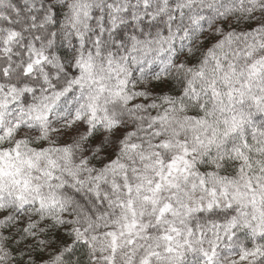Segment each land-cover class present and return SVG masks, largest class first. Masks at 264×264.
<instances>
[{"label": "snow or ice", "instance_id": "6c2138e0", "mask_svg": "<svg viewBox=\"0 0 264 264\" xmlns=\"http://www.w3.org/2000/svg\"><path fill=\"white\" fill-rule=\"evenodd\" d=\"M0 264H264V0H0Z\"/></svg>", "mask_w": 264, "mask_h": 264}]
</instances>
